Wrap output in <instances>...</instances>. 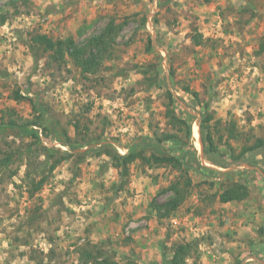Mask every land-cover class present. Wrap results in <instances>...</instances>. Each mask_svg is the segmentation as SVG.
Returning <instances> with one entry per match:
<instances>
[{
    "label": "rangeland",
    "instance_id": "1",
    "mask_svg": "<svg viewBox=\"0 0 264 264\" xmlns=\"http://www.w3.org/2000/svg\"><path fill=\"white\" fill-rule=\"evenodd\" d=\"M113 19L123 26L116 58L89 79L70 63L58 66L35 59L41 53L29 46L32 33L56 39L76 37L85 28L89 36ZM195 33L203 35L205 46L193 45L190 37ZM149 39L155 53L146 52ZM262 40L264 0H0V115L10 109L19 118L31 119L30 101L13 99L14 92L28 93L71 138H79L73 127L78 122L82 135L112 143L123 154L144 136L170 131L163 115L169 89L177 111L194 116L189 145L191 152H198L187 200L164 219L152 207L172 195L161 193L179 176L171 167L150 168L137 161L119 190L122 181L108 157L92 152L78 161L76 149L33 199L21 184V167L14 181L0 180V264H84L87 252L97 258L87 264H164L174 244L192 240L201 241L198 264H264V233H259L264 230V155L250 154L233 165L229 157L225 161L219 156L228 152L227 142L238 153L243 145L264 138V53L258 54ZM151 64L158 66V73L148 76H157L160 83L149 88L135 66ZM194 74L200 80L195 84ZM183 86L198 89V100L183 93ZM202 111L223 120L220 153L210 159L229 166L223 172L236 171L234 180L250 190L247 200L229 208H219L217 199L212 200L224 180L217 167L224 165L210 166L215 173L199 169L208 161L200 140ZM232 124L240 135L228 140ZM42 140L55 152L67 149L50 137ZM37 210L38 220L32 222Z\"/></svg>",
    "mask_w": 264,
    "mask_h": 264
},
{
    "label": "trees",
    "instance_id": "2",
    "mask_svg": "<svg viewBox=\"0 0 264 264\" xmlns=\"http://www.w3.org/2000/svg\"><path fill=\"white\" fill-rule=\"evenodd\" d=\"M166 3H169V1H166ZM122 28L123 26L117 24L116 20L113 19L100 33L89 36H87L85 28H80L76 37L56 39L47 34L36 32L31 34L29 46L32 50L36 49L41 53V55L34 54L35 59H48L50 65L55 62L58 66H66L70 63L79 71L82 78L89 79V76H96L101 72L106 61H113L116 58V39ZM77 39H82V41L78 42ZM191 39L196 46L206 45V41L200 33L193 34ZM146 52L155 53L151 39H149ZM263 53L264 40L261 41L258 51V54ZM157 57L159 59L158 64H160L162 56L158 54ZM135 67L146 78L144 81H148L149 88L156 84L159 85L160 82L157 76H148L152 71L157 74L158 66L151 64L143 69L138 65ZM104 69H107V67H104ZM181 90L185 94L191 95L193 99L198 100L199 93L190 87L183 86ZM165 93L167 102L164 103L163 115L170 131H167V129L160 130V132L155 131L151 136H144L138 142L129 145L127 152L122 155L116 151L112 143H101L98 138L92 141L88 134L82 135L78 122H74L73 127L76 136H79V138H71L68 132L60 126V121L48 116L47 108L39 102L36 96L31 97L28 93L23 95L21 92H14L13 99L17 102L30 101L34 115L31 119H23L19 118L14 110L7 109L6 112H1L0 141L3 144L0 146V180L14 181V177L19 174L20 168L24 166L25 172L23 178H21V184L25 187L29 197L33 199L43 190L55 169L64 161L74 157V150L76 149L80 151L78 161H83L84 154L92 152L101 157H108L109 164L118 170L122 181L118 187L119 190L129 180L131 166L137 161H141L150 168L171 167L179 173V176L161 193L171 192L172 195L163 203L153 204L152 212L156 213L158 219L172 217L185 203L190 189L194 186L189 173L197 169L194 166L195 161H193L197 150L191 152L192 148L189 145V140L192 137L191 123L194 116L189 112H178L175 107L177 101L173 93L169 89ZM200 115L204 156L212 164L224 165L222 168H228L229 166H226V164H220L221 162L210 159L211 155L220 153L219 143L224 138V135L220 134L222 121H214V115L209 112L202 111ZM212 121L214 122L212 123ZM235 130V125L232 124L226 137L228 140L236 139L240 135ZM215 136H218L217 141ZM10 137L13 140L8 141L7 139ZM42 137H50L54 142L67 149L55 152L52 148L44 145ZM165 144L169 146L166 147ZM225 147L228 152L225 151L219 156L225 161L229 157L232 165L240 164L247 155H264V138H257L254 143L243 145L238 153L229 142L225 144ZM84 148H87L86 152L82 151ZM148 149H150V154H147ZM198 164L201 165V161ZM15 166L16 168H14ZM201 167L199 169L215 173L209 167ZM235 173L234 170L218 173L224 180L223 182L220 180L221 191L214 194L212 200L218 199L220 203H230L242 202L249 198L248 185L240 180H234ZM38 214V210L32 213V222L38 220ZM259 233L263 234L264 230H260ZM200 245V240L174 244L171 251L172 256H165L164 264H189L190 260L193 261V264H198ZM83 257L82 263L84 264L91 262L90 260L97 261V258L89 252ZM49 258L51 259V256ZM37 264H44V262L38 261ZM101 264H108V260H104Z\"/></svg>",
    "mask_w": 264,
    "mask_h": 264
},
{
    "label": "crops",
    "instance_id": "3",
    "mask_svg": "<svg viewBox=\"0 0 264 264\" xmlns=\"http://www.w3.org/2000/svg\"><path fill=\"white\" fill-rule=\"evenodd\" d=\"M190 40H191V42H192V39H191V37H190ZM195 47H200V46H196L195 44H193ZM214 67L215 66H213L212 67V69H214ZM213 71V70H212ZM195 73H198V71H196ZM214 75V74H213ZM193 78H194V80H193V82H194V84L195 83H197L198 81H200L199 80V75H193ZM234 81V80H233ZM196 86H199V84H196ZM191 89L193 90V87H191ZM194 91H196V92H198L199 93V90L198 89H196V90H194ZM183 92V91H182ZM184 93V92H183ZM219 115H221L222 116V114H219ZM221 116H219V117H221ZM214 120H215V118H214ZM220 120L223 122V120H222V117L220 118ZM214 121H212V123H213ZM199 139V138H198ZM201 140V139H200ZM125 150V149H124ZM127 152V150L125 151V153ZM125 153H123V154H125ZM122 154V155H123ZM202 165L203 166H205V167H209L210 168V166H212V167H214L213 166V164L212 163H210L209 161H202ZM115 169V168H114ZM146 169H148V168H146ZM117 170V169H116ZM217 170L218 171H224V170H227V169H224V168H221V167H217ZM118 171V170H117ZM139 176H142L141 174H138ZM141 179L143 178V177H140ZM146 178H149V179H151L150 177H146ZM144 181H146V183H147V180H145L144 179ZM217 201H218V199H217ZM234 202H230V203H220L219 201H218V204H219V208H229V207H231L232 206V204H233ZM235 203H237V202H235ZM239 207H241V205H239ZM241 209V208H240ZM227 217H231V215L229 216V214H227ZM242 222H243V220H242ZM256 236V235H255Z\"/></svg>",
    "mask_w": 264,
    "mask_h": 264
},
{
    "label": "built area",
    "instance_id": "4",
    "mask_svg": "<svg viewBox=\"0 0 264 264\" xmlns=\"http://www.w3.org/2000/svg\"><path fill=\"white\" fill-rule=\"evenodd\" d=\"M198 141H199V139H198V138H196V142H195V143H197ZM194 231H195V232H197V231H198V229L194 228Z\"/></svg>",
    "mask_w": 264,
    "mask_h": 264
}]
</instances>
